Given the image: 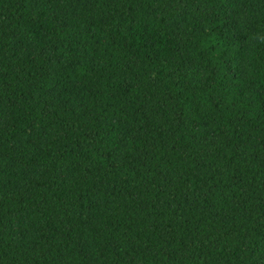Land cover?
Here are the masks:
<instances>
[{
  "label": "trees",
  "instance_id": "1",
  "mask_svg": "<svg viewBox=\"0 0 264 264\" xmlns=\"http://www.w3.org/2000/svg\"><path fill=\"white\" fill-rule=\"evenodd\" d=\"M0 264H264V0H0Z\"/></svg>",
  "mask_w": 264,
  "mask_h": 264
}]
</instances>
